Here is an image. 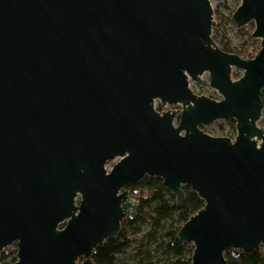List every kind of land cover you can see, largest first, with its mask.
<instances>
[{"label": "water", "instance_id": "water-1", "mask_svg": "<svg viewBox=\"0 0 264 264\" xmlns=\"http://www.w3.org/2000/svg\"><path fill=\"white\" fill-rule=\"evenodd\" d=\"M232 19L254 20V57L218 46L210 0H0V251L16 243L11 264H93L137 213L126 187L147 176L179 205L185 185L204 200L178 232L191 264L264 245V0H242ZM206 71L221 98L190 86ZM177 104L176 125L163 106ZM219 119L236 120L234 139L200 127Z\"/></svg>", "mask_w": 264, "mask_h": 264}, {"label": "rangeland", "instance_id": "rangeland-1", "mask_svg": "<svg viewBox=\"0 0 264 264\" xmlns=\"http://www.w3.org/2000/svg\"><path fill=\"white\" fill-rule=\"evenodd\" d=\"M213 3L214 9V21L212 37L218 44L222 47L225 44L231 46L232 48L241 49V54L250 53L251 51L256 52L261 47V39L252 37V32L255 29V22L252 20L244 26H238L232 19V16L238 6L241 4L242 0H210ZM249 46V48L244 51V47ZM244 72L243 69L233 67L232 76L234 78L238 77ZM203 79L206 81L205 84H198L196 80L190 78V86L197 92H202L210 94L215 99H219L222 95L210 85V73L208 71L202 74ZM156 105L162 106L159 100L156 101ZM173 110L178 111V115L175 119L176 125L179 123V112L181 110V105L177 104L175 106L166 105ZM258 125H262L264 128V111ZM200 127L204 131L213 133H229L230 137L234 139L237 135L236 120L235 119H219L215 120L210 124H202ZM120 157H116L113 160L108 161L106 168L110 170L113 165L118 162ZM187 186V185H185ZM130 190V189H129ZM192 190V189H191ZM133 195V201L138 204L137 213L140 210L147 211L148 215L145 219L139 220L133 224L125 225L122 222V227L120 232H124L126 237L130 240L129 245L116 254L117 260L116 264H176L178 257L168 253L166 248L162 245L164 240H168L166 233L173 230L174 227L178 226L177 221L172 220L163 221V227L156 229L153 227V207L152 204L143 203L142 200L146 196L145 192L141 190L130 191ZM80 196H78L77 201H79ZM176 219V215H174ZM173 224V225H172ZM61 226H64L61 225ZM155 235L152 236V234ZM118 236V235H117ZM116 236V237H117ZM187 248L184 255L181 257L183 260L188 261L192 256L193 244L186 243ZM10 253L5 259H0L2 264L13 263V258L17 256L15 251H17V245H13L0 251V254L7 252ZM239 252L240 250H235ZM258 251L264 256V245H261Z\"/></svg>", "mask_w": 264, "mask_h": 264}, {"label": "trees", "instance_id": "trees-1", "mask_svg": "<svg viewBox=\"0 0 264 264\" xmlns=\"http://www.w3.org/2000/svg\"><path fill=\"white\" fill-rule=\"evenodd\" d=\"M221 48L227 52L238 53L239 55L242 53L241 49L232 48L227 44ZM248 48L249 46H245L244 51ZM255 54L256 52L251 51L250 53L244 54L243 57L252 58ZM262 98L264 102V88ZM159 108L160 107L158 106V109ZM126 188L130 189L132 192L138 189L146 193L142 202L149 205L152 204L154 214L152 216L153 227L156 231L163 227L162 223L165 220H172L173 222L177 221L179 223V225L174 227L173 230L166 233L168 240H164L162 245L166 248L168 253L178 257L175 262L176 264H191V257L188 261L181 258L186 252L187 245L186 243L179 241L178 232L183 223L204 206V200L200 198L196 192L191 190L189 185H187L184 186L186 192L185 201L183 204L179 205L176 201V196L163 185V180L160 177L147 176L139 183L130 184ZM147 215V211L140 210L135 216L127 217L123 223L125 225L133 224L139 220L145 219ZM174 215H176V219L174 218ZM151 234L155 237L153 233ZM129 243L130 240L126 237L124 232H119L117 237L107 239L102 245L96 248L92 255L93 264H116V254L124 250ZM191 252H193V249ZM15 253H17V251H15ZM9 254L8 251L2 255L0 254V259L7 258ZM226 258L228 259L229 264H264V256L259 251L254 253H244L241 250L239 252L229 251L226 253ZM13 261H16V257L13 258Z\"/></svg>", "mask_w": 264, "mask_h": 264}]
</instances>
